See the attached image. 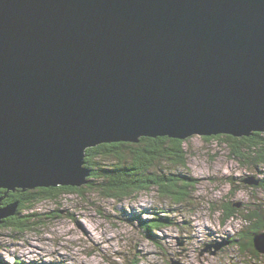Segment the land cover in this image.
Here are the masks:
<instances>
[{"label": "water", "instance_id": "95a60500", "mask_svg": "<svg viewBox=\"0 0 264 264\" xmlns=\"http://www.w3.org/2000/svg\"><path fill=\"white\" fill-rule=\"evenodd\" d=\"M254 133L264 0H0L7 194L80 188L86 152L102 144ZM2 200L0 225L19 206ZM254 245L264 254V232Z\"/></svg>", "mask_w": 264, "mask_h": 264}, {"label": "rangeland", "instance_id": "374dc122", "mask_svg": "<svg viewBox=\"0 0 264 264\" xmlns=\"http://www.w3.org/2000/svg\"><path fill=\"white\" fill-rule=\"evenodd\" d=\"M185 151L187 165L175 172L192 176L196 185L183 205L154 190L108 199L85 188L89 181L82 192L57 191L52 197L29 190L35 199L19 220L32 229L0 225V264H264V254L256 258L248 240L246 249L229 242L248 227L245 215L264 206V190L250 183L263 172L236 158L225 135L192 136ZM231 204L237 213L227 221ZM165 211L177 224L145 233L141 220Z\"/></svg>", "mask_w": 264, "mask_h": 264}, {"label": "trees", "instance_id": "16d2710c", "mask_svg": "<svg viewBox=\"0 0 264 264\" xmlns=\"http://www.w3.org/2000/svg\"><path fill=\"white\" fill-rule=\"evenodd\" d=\"M220 139L221 135L206 137ZM230 144L232 154L252 165L255 171H262L264 175V133H254L251 137L235 138L225 135ZM86 167L91 170L89 183L85 188L94 190L102 196L113 200H125L134 195L154 190L165 200L174 205L188 203L193 196L196 180L183 173L177 174L176 169L187 165V152L185 141L171 139L168 137L142 138L139 143H116L102 144L86 152ZM170 171H164V166ZM172 165V167L170 166ZM175 170H172V169ZM258 188L264 190V176L258 180ZM45 197H52L57 191L82 192V188L58 187L39 188ZM31 191L10 192L0 190L2 207L18 203L17 214L14 217L4 220L2 228H17L30 230L32 226L27 222L19 220V215L33 202L35 197ZM166 215L157 213L154 218L141 220L140 226L145 233L151 234L154 231L165 227L176 225L169 216L170 211L163 212ZM237 210L233 204L225 210L226 219L231 220L236 216ZM248 227L243 230L240 237H234L229 242L238 245L240 249H246V240L249 242L251 252L259 258V252L255 249L254 236L264 232V206L256 205L245 215ZM21 264V263H16Z\"/></svg>", "mask_w": 264, "mask_h": 264}]
</instances>
